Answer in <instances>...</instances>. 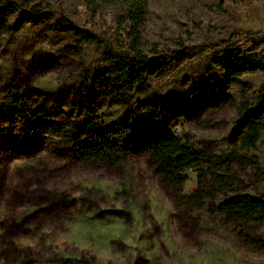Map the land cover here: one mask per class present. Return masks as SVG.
<instances>
[{
	"label": "rangeland",
	"instance_id": "rangeland-1",
	"mask_svg": "<svg viewBox=\"0 0 264 264\" xmlns=\"http://www.w3.org/2000/svg\"><path fill=\"white\" fill-rule=\"evenodd\" d=\"M32 1L62 9L105 38L119 37L111 5L101 3L90 13L81 0ZM47 26L27 23L0 31V98L25 90L48 100L63 92L64 105L76 99L80 75L98 62L102 49L84 47ZM143 35L161 52L173 50V41L186 48L159 62L158 77L146 93L134 94L127 111L103 108L102 119L117 122L130 113L137 130L151 111L161 110L168 112L173 133L199 151L219 155L238 146L232 133L237 89H232L234 101L216 109L203 105L200 96L220 77L213 64L218 56L255 44L264 55V0H147ZM241 81L257 88L264 76ZM4 130L0 127V264H264V225L227 224L208 205L180 213L151 158L99 167L42 151L18 160L2 146ZM242 158L232 176L235 187L264 195V134ZM197 187L198 172L186 171L183 193Z\"/></svg>",
	"mask_w": 264,
	"mask_h": 264
},
{
	"label": "trees",
	"instance_id": "trees-1",
	"mask_svg": "<svg viewBox=\"0 0 264 264\" xmlns=\"http://www.w3.org/2000/svg\"><path fill=\"white\" fill-rule=\"evenodd\" d=\"M81 2L90 13L96 12L101 3L115 8L119 19L115 35L119 37L105 38L94 28H83L59 8L42 7L32 0H0V31L47 22L51 33L68 36L84 47L102 49L98 62L80 75L71 105L63 104V92L55 94L53 100L35 98L25 90L3 94L0 127L5 128L2 146L7 154L19 160L44 151L57 160L99 167H116L129 157H149L180 213L189 214L208 205L227 224L264 225V195L244 193L232 181L235 165L243 162L242 153L255 149L264 134V84L251 88L241 81L247 75L264 76V55L257 53L260 45L248 50L235 48L213 60L220 77L211 86H204L200 102L216 109L234 101L232 89H237L239 101L232 133L238 146L219 155L203 152L193 148L189 139L173 133L168 112L151 111L137 130H133L130 113L117 122L102 119L98 113L103 108L127 111L134 94L146 93L158 77L162 68L159 62L186 47L173 41V50L161 52L144 40L147 0ZM9 19L13 21L11 26ZM191 169L198 172V187L186 195L185 172Z\"/></svg>",
	"mask_w": 264,
	"mask_h": 264
}]
</instances>
